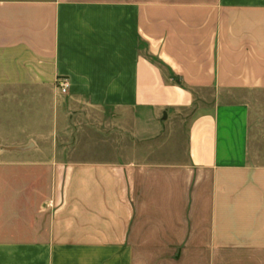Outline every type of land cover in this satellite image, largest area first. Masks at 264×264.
Here are the masks:
<instances>
[{"label": "crops", "instance_id": "obj_1", "mask_svg": "<svg viewBox=\"0 0 264 264\" xmlns=\"http://www.w3.org/2000/svg\"><path fill=\"white\" fill-rule=\"evenodd\" d=\"M252 93L264 0H0V264H264Z\"/></svg>", "mask_w": 264, "mask_h": 264}, {"label": "rangeland", "instance_id": "obj_2", "mask_svg": "<svg viewBox=\"0 0 264 264\" xmlns=\"http://www.w3.org/2000/svg\"><path fill=\"white\" fill-rule=\"evenodd\" d=\"M243 94H238V97ZM250 104V135L252 145L259 154L260 163H264V93L247 94Z\"/></svg>", "mask_w": 264, "mask_h": 264}, {"label": "built area", "instance_id": "obj_3", "mask_svg": "<svg viewBox=\"0 0 264 264\" xmlns=\"http://www.w3.org/2000/svg\"><path fill=\"white\" fill-rule=\"evenodd\" d=\"M57 85L61 93H66L69 87L68 81L66 79L58 80Z\"/></svg>", "mask_w": 264, "mask_h": 264}]
</instances>
